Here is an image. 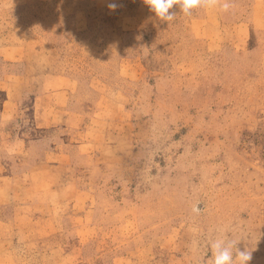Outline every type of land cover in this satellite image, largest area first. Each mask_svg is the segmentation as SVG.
I'll return each mask as SVG.
<instances>
[{"label":"rangeland","instance_id":"rangeland-1","mask_svg":"<svg viewBox=\"0 0 264 264\" xmlns=\"http://www.w3.org/2000/svg\"><path fill=\"white\" fill-rule=\"evenodd\" d=\"M111 2L0 0V264H264L256 2Z\"/></svg>","mask_w":264,"mask_h":264},{"label":"clouds","instance_id":"clouds-1","mask_svg":"<svg viewBox=\"0 0 264 264\" xmlns=\"http://www.w3.org/2000/svg\"><path fill=\"white\" fill-rule=\"evenodd\" d=\"M143 2L156 19L165 22L174 20L176 12L172 9L176 8L177 5L185 16L192 15L194 10L202 7L219 9L225 13L233 7L231 0H143ZM108 6L111 10H115L117 3L113 0ZM236 245L225 238L213 240L210 244L211 264H250L252 251L240 250Z\"/></svg>","mask_w":264,"mask_h":264},{"label":"crops","instance_id":"crops-1","mask_svg":"<svg viewBox=\"0 0 264 264\" xmlns=\"http://www.w3.org/2000/svg\"><path fill=\"white\" fill-rule=\"evenodd\" d=\"M254 1L256 3L254 5V7H253V13L252 14H254L253 15L254 17H253V20H252V24L254 26H258L259 28H264V15L257 16V13L255 12L257 10L258 11L259 10L264 11V8H261V7H264V0H254ZM56 96H57V94H54L53 97H55V99H56ZM34 101L37 104V102H40L41 101V97L40 98H36ZM13 106H16V104L15 103L13 104V103L10 102V103H8L7 105L4 106L3 111L6 114H8L9 111L11 112V111L14 110L13 109L14 108ZM34 107L38 110V112L41 111V109H43V106H41L40 104L34 105ZM53 107H55V106H53ZM54 109L55 108H53V110ZM42 115L43 114H41L40 116L39 115H36V117H35L36 118V120H35L36 129H38V128H45V127L46 128H49V127H52V126L54 127V124H56L55 123L56 122L55 116L49 115V116L46 117V115L45 116H42Z\"/></svg>","mask_w":264,"mask_h":264}]
</instances>
